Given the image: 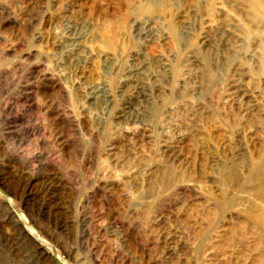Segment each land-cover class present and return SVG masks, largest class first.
I'll use <instances>...</instances> for the list:
<instances>
[{"label":"rangeland","instance_id":"obj_1","mask_svg":"<svg viewBox=\"0 0 264 264\" xmlns=\"http://www.w3.org/2000/svg\"><path fill=\"white\" fill-rule=\"evenodd\" d=\"M0 264H264V0H0Z\"/></svg>","mask_w":264,"mask_h":264}]
</instances>
